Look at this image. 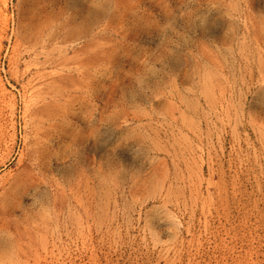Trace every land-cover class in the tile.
<instances>
[{
    "label": "rangeland",
    "instance_id": "374dc122",
    "mask_svg": "<svg viewBox=\"0 0 264 264\" xmlns=\"http://www.w3.org/2000/svg\"><path fill=\"white\" fill-rule=\"evenodd\" d=\"M0 264H264V0H0Z\"/></svg>",
    "mask_w": 264,
    "mask_h": 264
},
{
    "label": "bare ground",
    "instance_id": "6f19581e",
    "mask_svg": "<svg viewBox=\"0 0 264 264\" xmlns=\"http://www.w3.org/2000/svg\"><path fill=\"white\" fill-rule=\"evenodd\" d=\"M50 21H51V20H49V21H45V22L42 23L41 25H43V27H46L48 24H50ZM39 27H40V26H39ZM43 27H42V28H43ZM104 30H105V29H104ZM26 237H27V236H26Z\"/></svg>",
    "mask_w": 264,
    "mask_h": 264
}]
</instances>
